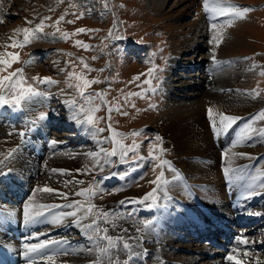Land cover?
Returning <instances> with one entry per match:
<instances>
[{
  "label": "rangeland",
  "instance_id": "rangeland-1",
  "mask_svg": "<svg viewBox=\"0 0 264 264\" xmlns=\"http://www.w3.org/2000/svg\"><path fill=\"white\" fill-rule=\"evenodd\" d=\"M225 1L226 0H223V3ZM228 1L232 2L234 6H240L241 10L244 7L253 10L248 12L244 18L237 19L232 16L221 18L222 16H214L213 14L206 13L203 7V0H0V19H2V22H0V53L19 54L18 62H12L10 67L5 69L3 65H0V78L8 76L10 73H14L17 70H22L16 79L22 77L24 87L31 85L38 93L42 91L45 95L44 96L42 93L37 95L38 99L42 98V105L37 110L31 108L33 109V112H35L33 115H30L31 120L33 119V121H20L17 123V128L16 126L14 127V132L12 134L14 135V140L17 141V146H19L20 142H23L24 147H30L31 142L28 137L32 138L33 136L25 135V140H23L19 139V133L23 130H28L27 126L31 124L32 126L37 125L38 130L39 128L46 127V124L42 123L44 118H40L42 115L49 116L52 123L53 121L59 122V119L65 121L70 118V110L73 108L70 105H67V101L75 98L78 105L82 103L81 98L77 95L76 88H69L67 86L66 81L68 80L69 73H75L74 78L69 81L73 85L83 83L82 80L75 78L76 76H83L88 80L97 79L100 83L92 84L86 89V92L93 94L104 93V99L108 102L107 105H101L99 99L94 101L93 106L101 105L100 110L94 113L97 118H103L99 120L97 124L98 127H107L109 122L107 119L108 106L115 107L118 104L121 111L127 112L128 114L122 115L120 112L113 111L111 113L112 128L121 133L127 134L137 132L140 133V135L135 137L129 136L123 141L125 145H132L133 141H135V144L138 146L135 153L130 152L128 157L125 158L119 156L112 157L110 158V162H103L101 160L103 170H100L99 167H93L95 162L84 163L82 166H79L78 170L87 174L85 177L77 179L84 181L83 184H79L80 189H82L83 186L90 185L96 187L98 197L102 201L111 200L113 197L119 196L126 191H134L137 193V196L133 194L124 201V204H126V202L127 204H130V208L133 201L143 200L146 194L152 193L155 189L156 203L154 202V204L152 200L149 202L153 205H158L161 202L159 210L160 207L163 206L162 203L164 204V202H168V204L172 205V211L176 210L174 213L178 211L179 214L184 215L186 212L195 211L200 214L197 202H201L204 205L207 204V201L202 197L201 192L194 188L195 186L200 188L206 187L205 185L207 182L197 181L200 177L195 179L198 183L192 179H189L187 181L188 183H186L185 180H181L180 183L184 184L185 187L192 192L186 189L189 193L187 196L184 198L176 196L173 201L171 200V196L175 193L172 189H163V184L159 182L155 184L152 183V181L157 179L161 170L164 171V177H166V171L169 169L167 165L163 166V169H161L159 166L160 161H169L172 168V157L175 155L173 144L164 139L161 127L157 125V121L163 113L167 114L168 111L175 107L178 102L185 100L188 94H192L195 91L199 93V95L192 98L189 97V99L185 100L192 103V100H194L195 97L201 98L204 94L206 96L207 92L215 91L213 89L215 84L210 82V78L213 74H210L208 69L203 72L204 66L209 63L208 60L204 59H207V57L211 55L210 50L213 49L211 44H209L208 48H205L201 53L195 56L196 62L192 67H189V70H178V73L171 74L170 62L173 55V47L175 46L173 44H176L179 40V37L176 36L177 39H174L173 36L179 35V33H184L185 31L187 32L189 27L193 26L194 23L196 24L201 17H206V20L208 21V24L206 25V31L208 34L205 35V37L208 36L209 38L203 39H206L208 43L215 44L212 42V38L215 34H219V40L221 38L222 40L224 39L226 44L220 42L221 45H225L223 51H226V57H229L228 60L231 59L234 61L232 62L233 65L235 64L234 66L239 67L241 70L247 69L248 66L252 64L256 66L253 67L250 75H242L237 78L235 84L236 90L231 92H226L225 90L223 93L226 92V94L232 95H242L245 93L246 96H252L264 100V75H261V72H264V0ZM224 5L232 4L224 3ZM65 13H67V15H65ZM73 13H75V15H73ZM183 13H186L188 16L180 17ZM80 14H83V18L77 19V16ZM61 15H65V22L56 24V21ZM45 17H50V19L44 20L46 25L43 29L44 34L40 35L37 39H33L31 43L24 47L11 46L13 41L18 43L23 40L22 33L17 35L19 37L22 36L21 39L19 37L17 39L14 38V36H16L14 35L16 29H24L26 27L34 28L35 25L39 24L41 19H44ZM26 19L32 21V23L26 24ZM217 20L219 21L216 22ZM67 21L75 22L67 23ZM184 23L187 24L186 27H183ZM214 24L218 25H216L215 29L213 28ZM57 28L59 31H57ZM77 29L92 31L70 35L68 39H64L61 35L62 33H76ZM110 31L112 33L111 36L109 35ZM76 41H82L84 44L90 45L91 47L88 50H85L82 47H77L75 46ZM93 57H95V59H93ZM4 58L8 60L11 59L8 55H5ZM79 58H83L89 68L93 70L88 71V69H85L80 63ZM27 59L32 60V62L30 60L28 61V63H30L29 65L27 64L28 66H26ZM232 63L230 62V64ZM153 65H155L157 69L154 73V78H151L150 84L144 83L149 77L141 74L148 73ZM164 68H166V70L164 71V74H162L161 69L163 70ZM199 68H202V70ZM190 70H192V73ZM221 70L222 69H219L218 71ZM200 72L202 74L198 76ZM184 74H197L194 77L195 80L193 86L181 89L178 88L176 89L175 95H169L166 88L167 85L165 84L166 91H163L164 81L167 78L168 84L178 86L181 83L179 80L182 79V75ZM136 76H140V79L133 81V78ZM214 76L216 75L214 74ZM45 77L51 78V80L57 81V83L46 84L39 82ZM138 85H141V87H138ZM5 87H7V82ZM149 88H155V92L149 91ZM140 92L144 94V98L132 96L127 100V103L125 102V97L128 93ZM248 93H258V95L253 96ZM4 94L10 101L12 100V96L9 93L5 92ZM207 95L209 94L207 93ZM48 96L49 98L45 99V97ZM26 100L27 99L23 100L20 105L29 108V101L27 103ZM150 105L154 107H150ZM179 105L180 104H178V107ZM5 106L13 107V104L10 102L9 104H5ZM68 108L70 112L67 110ZM73 109L75 110L73 114H76L78 110L75 108ZM53 110L56 112L54 115H52ZM4 111L6 112V110ZM29 112L31 113V111ZM52 123L50 124L48 122L49 125H53ZM2 126L5 130L7 129L6 131L13 129L11 123H8V120L6 119L2 123ZM71 127L72 128L69 127L70 132L76 131L75 126ZM110 135V132L105 131L104 133L99 134V138L103 143L105 141L103 138L109 137ZM3 136L4 135H2L0 139L3 138ZM8 136L11 137L9 133ZM157 136L161 138L159 141L156 140ZM260 144L264 145L263 142ZM83 145L90 146L88 143ZM112 147L113 145L107 141L103 143V148L105 149L111 150ZM49 148L50 147L42 148L44 156L48 153H55L54 150ZM259 154L264 155V152H259ZM152 156L157 157V159H152ZM13 158L17 160V156H12V159ZM262 160L264 162V159L261 158L256 165L258 164L261 166L260 164ZM201 161L204 162V160ZM38 163L39 162L37 161L36 164L38 165ZM9 165L10 166H5L3 164L0 167V174L3 175V172L7 171L8 168L13 167V164ZM25 165V167L22 168V174L28 173L29 170H33L37 167L31 161H27ZM39 165V168L36 170L37 177L48 175L49 178L51 177L52 181L57 180L56 183H61L60 178L58 176H53V172H51L54 169L53 166L47 168L45 167V162L40 163ZM262 167L264 169V164H262ZM56 170L59 169L57 168ZM13 172L15 174L12 173V175L17 177V179L14 178V176L8 179L9 185H14L13 191L7 187L8 182H4L3 184L0 183V193H3L2 196L0 194V204L2 206L9 205L7 208L0 205V209L5 208L8 210V213L16 212L15 214L20 215L22 219L25 220V208H23V206H21L22 208L17 207V203L21 204L30 199L32 193L27 191L23 193L21 190L18 194L19 189H23V191L25 190L28 182L21 180V176L18 175L16 171L13 170ZM134 172H138V175L132 177ZM223 172L224 170L218 171V173L221 174H223ZM107 177L112 178L114 183H109L107 185L105 180ZM31 180H36V177L31 178ZM70 180L71 179L67 181ZM225 180H227L225 181L227 183L228 179L226 178ZM222 181H224V179ZM100 187H102V189H100ZM227 189L228 187L226 190ZM231 191L232 190L230 189V192ZM227 192L226 194L231 195V193L229 194V192ZM68 193L71 197L69 198L70 200L77 201V198L70 194L72 193L70 192V189H68ZM191 196H195L196 199H190ZM163 199H166V201ZM177 199H179L178 202ZM70 200H68L67 203L72 202V200ZM173 202H176L178 204L177 207L179 208H177ZM233 203L234 202L231 201L230 204ZM183 204H186L187 207H183ZM259 204L260 203L253 202L251 205L252 208H248L252 213H258L257 211L264 209V206ZM126 206L127 205L124 207ZM208 209L211 212L213 208L208 207ZM65 210L71 211L72 209L63 208L59 211ZM243 210L247 209L244 208ZM47 212L48 211H44V220L47 219ZM132 214L133 212L131 213V210L126 213L127 216L134 218L138 224L145 223L147 225L146 232L150 229L149 225H151V222L153 225L156 220L163 221L162 219H165V215L161 216V214L160 217L162 219L159 216L149 219L148 216L146 217L144 214H141L140 216L134 214L135 216L133 217ZM244 221H246V223L242 222L240 226L250 230L246 234L248 240L253 243L252 245H257V243H260L258 240L264 235V222H259L260 219L249 221L246 219ZM165 223H168L167 220ZM66 224H68V227L49 231L42 237H32L29 234L28 236L20 235V237L22 239H24V237L26 238L25 243L38 244L43 243L42 241L49 237L67 234L68 236L77 237L71 239L72 243L70 245H74V242H79L80 244L87 243L83 235L78 233L77 227H69L72 225L70 222H67ZM47 225L49 226V224L44 223V225L38 226V229L48 227ZM154 228L155 226H153V229ZM215 231L218 230L216 229ZM150 233L151 231H148L147 234ZM218 233H222V230L218 231ZM218 233H216L217 238H221ZM8 234V237L12 236V238L17 239V236L15 237L14 235V231H10ZM239 236L240 234L236 233L234 239ZM69 238H63L61 241L63 240V242L67 243V239ZM223 240L227 241V239ZM193 243L194 245H206L211 251L218 250V247L210 246L211 244H208L209 241L207 240L194 241ZM61 245L66 246L64 243ZM230 245L235 246L236 243ZM232 250H235L233 255L243 261L244 256H241L242 254L240 253L238 254L234 248H226L225 252L227 253L221 257L214 253V255L209 257L210 261L212 262L213 260V264H217L218 261L220 262L223 258L228 257V254ZM259 251L262 256L259 255L264 257V246H262ZM181 253L185 256L189 255L187 251L181 250ZM249 253H251L252 257L256 256L251 251H249ZM184 257V261L187 264H191L187 256ZM205 257H203L204 259H201L203 262L200 261L196 264L205 262L207 264L209 260L205 259ZM156 259L157 258L151 259V262L157 264ZM243 263L256 264L253 262L249 263L247 260L246 262L243 261Z\"/></svg>",
  "mask_w": 264,
  "mask_h": 264
},
{
  "label": "bare ground",
  "instance_id": "bare-ground-1",
  "mask_svg": "<svg viewBox=\"0 0 264 264\" xmlns=\"http://www.w3.org/2000/svg\"><path fill=\"white\" fill-rule=\"evenodd\" d=\"M224 3H231L234 5L228 0ZM186 15V13H183L180 17ZM223 17L225 18V16L221 18ZM207 24L208 21L206 17H201L196 24L194 23L193 26L189 27L187 32L185 31L184 33L173 36L174 39L179 37V40L177 43L175 42L176 44H173L175 46L173 47V55L170 62L171 74L178 73V70H189V67H192L196 62L195 56L201 53L205 48H208L209 44H211L213 47V49L210 50L211 55H209L207 59H204L208 60L209 63L202 68L203 72L208 69L210 74H213L210 78L211 81L210 79L209 81L215 84L213 89L217 92L209 91L207 92L209 95L206 93V96L204 94L201 98L195 97L192 103L185 100L189 99V97L192 98L199 95V93L196 91L192 94L190 93L186 96L187 98L185 100L178 102L167 114L163 113L157 121V125L161 127L164 139L173 144V149L175 151V155L172 157V169L175 171L169 169L166 171L165 179L167 183L162 185L163 189L173 190L175 194L171 196L172 201L176 196L184 198L189 194L188 191H192L187 189L180 181L185 180L186 183H188L187 181L189 179L196 181L195 179L200 177L197 181L207 182L205 185L206 187L200 188L195 186L194 188L201 192L207 204L204 205L201 202H197L200 214L193 211L181 215L178 211L174 213L176 210L172 211V205L168 204V202L162 203L163 206H161L159 210L161 202L158 205H153L149 202L151 199L146 200L143 204L138 200H132L133 202L130 208V204H127V202L124 204V201L133 194L137 196V193L134 191H126L106 201H102L97 194L92 202L99 208L112 213L113 215H111L109 219L116 220L119 225L116 229L110 228L109 234L113 236L122 235L125 239H129L132 245L130 256L123 248L120 249L119 258L121 264H124V261H128V264H153L151 262L153 258H157V264H187L183 259L185 255H182L181 250L188 252L189 255L186 256L191 264L199 263L205 256V259L209 260L207 264H213L214 261L211 259V262L209 257L214 255V253L222 254L224 250L211 251L208 249V246L202 244L194 245L193 242L200 241V237L202 236L208 238L207 231H212L216 228L217 230H222L220 236L227 239V241L220 238L214 245L210 240V246L220 247L221 244L222 246H226L230 241H233L234 244L236 243L234 248L238 254L240 253L242 254L241 256H244V252L248 253L247 256H244L243 261L246 262L247 260L249 263L253 262L257 264V260H259L260 264H264V257H261L262 255L259 251L260 248L264 246V235L258 240L260 243L252 245L253 243L248 240V236L246 235L250 230L240 226L242 222L246 223V221H244L246 219H248V221L260 219L259 222H264V209L257 211L259 215H256L248 208H252L251 205L253 202L260 203L259 205L264 206L263 160L261 161V166L258 164L256 165L258 160H261V158L264 159V155L259 154V152H264V145L260 144L261 142L264 143V121L258 118L260 111L264 110V100L246 96L245 93H241L242 95L226 94V92L236 90L235 84L238 77L251 74L254 64L249 65L245 70L243 69L244 71L234 66L235 64L233 65L232 63L234 61L231 59L228 60L229 57H226V51H223L226 45L224 39L222 40L220 37L221 39L219 42L214 40V37L219 34H215L212 38V42L215 44L208 43L206 39H203L209 38L208 36L205 37V35L208 34L206 31ZM186 26L187 24L184 23L183 27ZM18 37L17 35L14 36L15 39ZM19 38L21 39L22 36ZM220 42L225 45H221ZM213 56L215 59H213ZM29 60L27 59L26 66L30 64L28 63ZM30 61L32 62V60ZM230 62L232 64H230ZM202 68L199 69L202 70ZM219 69L222 70L218 71ZM165 70L166 68L162 70V74H164ZM190 72L192 73V70H190ZM200 74L202 73L200 72L198 76H200ZM214 74L216 76H214ZM196 75L197 74L182 75V79L179 80L181 83L178 86L168 84L167 78L164 81L163 91H166V84L168 94L175 95L176 89L193 86L194 77ZM225 90L226 92L223 93ZM40 93H42V91ZM37 97V95H33L26 100L27 103L29 101V108L20 105L14 110V105L13 107L5 105L4 107L0 105V137L4 135L3 138L0 139V167L3 164L5 166L13 164L12 168L6 167L8 170L3 172V175L0 174V183L3 184L4 182H8L7 187L13 191L14 185L10 186L8 179L14 176L12 175L14 170L21 176V180L28 182L24 191L23 189H17L18 194L21 190L23 193H25V191L32 193L30 199L21 204L17 203V207L22 208L21 206H23V208H25L24 206L26 205L42 204L59 205L60 207L51 210L44 209L43 211H48L46 220H44L43 215L32 223H26L20 215L15 214L16 212L8 213V210L5 208L9 207V205L2 206L0 204L2 207H5L0 209V264H93V261L97 260L98 257L99 249L97 245L103 246L104 242L95 238L90 239V233L84 231L81 225L76 223L75 217L62 218V222L59 223H51V221L56 219L60 213L69 212L67 210L59 211L65 208L62 206L71 198L68 195V189L72 192L70 194L77 198V201L85 202L84 197L74 195L76 191L80 190L79 184L68 183L66 186L65 182L69 179H71L70 181H74L87 175L80 170L79 172L77 171L79 166H82L84 163L95 162L88 154L100 152L105 141L102 143L99 135H94L90 126L87 123L81 122L84 119L83 114H79L77 111L76 114H73L75 110L72 108L68 120L61 121L59 119V122L53 121L52 123L49 116H44L45 118L42 120V123L46 124V127L39 128L38 130L37 125H28V130H23L22 132L24 135H20L19 139L25 140V135H32V138L28 137L31 142L30 147H24L23 142H20L19 146H17V141L14 140V135L12 134L14 132V127L16 126L17 128V123L20 121L26 122L31 120L30 115L35 113L33 109L37 110L42 105V98L38 99ZM47 98H49V96L45 97V99ZM178 104H180L179 107ZM67 105L69 104L67 103ZM210 108L213 110L214 118L217 120V127L215 130L208 116V109ZM4 110H6V112ZM67 110L69 111V108ZM29 111H31V113ZM54 113L56 112L53 110L52 115H54ZM220 113L235 116L238 119L225 131L219 124ZM5 119L8 120V123H11L13 129L6 131L7 129L5 130L3 128L2 123ZM31 121H33V119ZM48 122L53 125H49ZM71 126H75L76 131L70 132L69 127L72 128ZM96 127H98V125H96ZM8 133L11 137L8 136ZM52 141H56V143L53 144ZM86 143L90 144V146L83 145ZM48 147L54 150L55 153H48L44 156L42 148ZM9 153H11V155H9ZM12 156H17V160H15V158L12 159ZM100 159L104 162L103 156H101ZM201 160H204V162ZM27 161H31L37 167L33 170H29L28 173L22 174V168L26 166L25 164ZM37 161L39 162L38 165L36 164ZM43 162H45V167L47 168L53 166L55 170L58 168L59 170H64L68 174L61 175L58 172L51 171L53 172V176H58L60 178L61 183H56L57 180L52 181L51 177L49 178L48 175L37 177L36 170L39 168V164ZM225 168L235 171H230L228 176L225 175V172H223V174L218 173V171L224 170ZM137 175L138 172H134L132 177ZM33 177H36V180H31ZM14 178L17 179L15 176ZM226 178L228 179L227 183L225 182L227 181L225 180ZM223 179L224 181H222ZM105 180L107 185L109 183H114L112 178L107 177ZM197 181L196 183H198ZM90 186H83L82 189H88ZM44 187H51L54 190H58L60 193L66 194L68 199L65 200L63 197L54 193H44L40 191V189ZM92 187L94 191L97 190L96 187ZM227 187L232 191L230 192V189L226 190ZM100 189H102V187H100ZM227 191L229 194L231 193V195L226 194ZM250 193L252 194L249 195ZM0 194L1 196L3 195V193ZM191 198L196 199L195 196H191L190 199ZM163 200L166 201V199ZM178 200L179 199H177V202ZM73 201L74 200H72V202ZM231 201L234 202V205L230 204ZM173 203L177 207L178 204L176 202ZM123 204L124 206L127 205V208L124 207ZM183 207H187L186 204H183ZM208 207L213 208L211 212ZM244 208L247 210H243ZM31 209L30 211L37 210L36 208ZM130 210L131 213L133 212V217L135 216L134 214L138 216L144 214L150 219L157 216L160 217V214L161 216L165 215V219L168 223H165L166 220L160 217L163 221L156 220L153 225L151 222V225H149L150 229L146 232L145 223L138 224L134 218L126 215ZM71 211H73V209ZM67 222L72 223L69 227H77L78 233L83 235L87 243L80 244L79 242H74V245H70L72 243L71 239L77 237L68 236L67 234L56 235L42 242L53 240L61 241L63 238H70L67 239V243L62 240L60 244H50L47 248L31 254L29 257L24 255L25 244H32L25 243L26 238L24 237V239H22L20 235L28 236L29 234L32 237H42L49 231L68 227V224H66ZM90 222L91 218L82 221L84 224ZM44 223L49 224V226L47 225L48 227L38 229V226L44 225ZM153 226H155L154 229ZM121 229H126L127 231L122 232ZM10 231L15 232L14 235L15 237L17 236V239L12 238V236H7ZM148 231H151V233L147 234ZM236 233H239L240 236L234 239ZM239 238H246L249 243L247 245H241L238 243ZM204 241H206V239ZM63 243L66 244V246H62L61 244ZM249 251L256 256L252 257ZM233 253L234 251L232 250L230 254L233 255ZM49 256L53 257L51 261L48 260ZM101 260L102 264H108V258L106 256L101 257ZM201 264H206V262ZM217 264H234V262L229 261L226 257L220 262L218 261Z\"/></svg>",
  "mask_w": 264,
  "mask_h": 264
},
{
  "label": "snow or ice",
  "instance_id": "snow-or-ice-1",
  "mask_svg": "<svg viewBox=\"0 0 264 264\" xmlns=\"http://www.w3.org/2000/svg\"><path fill=\"white\" fill-rule=\"evenodd\" d=\"M203 7L206 13L213 14L214 16H232L237 19L244 18L245 15L252 11L253 9L244 7L241 10L240 6H234V5H224L222 3V0H203ZM67 15V13H65ZM65 15H61L59 19L56 21V24H59L61 22H65ZM75 15V13H73ZM83 18V14H80L77 16V19ZM45 19H50V17H45L44 19H41L39 24H36L34 28H24V29H16L14 35H20L22 33L23 35V40L20 42L13 41V44L11 45L12 47H24L27 44L31 43L33 39L39 38L40 35L44 34L43 29L46 26L44 23ZM0 22H2V19H0ZM75 21H67V23H74ZM26 24H31L32 21H28L27 19L25 20ZM230 23V22H229ZM213 28H216V25H213ZM57 31L59 29L57 28ZM87 31H92V30H86V29H77L76 33H62V37L64 39H68L70 35H75V34H80V33H85ZM109 35L111 36L112 33L110 31ZM214 40L219 42V36L214 37ZM75 46L77 47H82L85 50L90 49V45L84 44L82 41H76ZM8 55L11 57L10 60L5 59L4 56ZM80 63L83 65L85 69H88V71H92L93 69L89 68L87 63L83 60V58H79ZM95 59V57H93ZM213 59L215 57L213 56ZM19 60V54H3L0 53V65H3L4 68H8L11 66L12 62H18ZM256 67V66H254ZM22 70H17L14 73H10L8 76H4L0 78V105H5L9 104L10 102L14 106H19L21 102L25 99H28L30 96L33 95H40L41 93H38L31 85H28L27 87L23 86V78L21 77L20 79H16V77L20 74ZM96 71H102V70H96ZM157 71L156 66L153 65L151 69H149L148 73L146 74H141V75H146L149 77L148 80L144 81V83H151V78H154V73ZM162 71V69H161ZM261 75H264V72H261ZM75 76V73H69L68 75V80L66 81L67 86L69 88H76L77 95L81 98L82 103L79 105L77 104V100L75 98L69 99L67 103L78 110L79 114H83L84 119L81 121L82 123H87L93 134L94 135H99L104 133L105 131H108L111 133L109 137H104L103 140L111 143L113 147L111 150L105 149L101 147L100 152L98 153H89L88 155L93 158L95 161L93 167H99L100 170H103V164L101 163V156H103L105 162H110V158L112 157H121L125 158L128 157L129 153H135L137 150V145L135 144V141H133L132 145H125L123 141L127 139L129 136L135 137L140 135V133L133 132V133H121L112 128L111 125V113L113 111L120 112L122 115H127V112L121 111L120 106L117 104L115 107L108 106V125L106 128H100L96 127L100 119L103 118H97L94 113L100 110L101 105H107V101L104 99L105 94L104 93H87L86 89L90 87L92 84L95 83H100L99 80L93 79V80H88L84 78L83 76H76L75 78L80 79L83 81V83H77L73 85L69 81H71ZM34 79H39V78H34ZM140 76H136L133 78V81L139 80ZM7 82V87H5V84ZM39 82L41 83H46V84H56L57 81L51 80V78L45 77L43 80H40ZM138 87H141V85H138ZM149 91L155 92V88H149ZM63 91V90H62ZM5 92L9 93L12 96V100L10 101L6 95L4 94ZM249 95H258V93H248ZM132 96H139L140 98H144V94L142 92L140 93H128L127 96L125 97V102L127 103V100L132 97ZM96 99H99L101 101V105H94V101ZM134 107V105H133ZM150 107H154L150 105ZM208 116L209 119L212 121V126L213 129L217 127V120L214 118L213 115V110L210 108L208 109ZM41 119L45 118L43 115L40 117ZM258 118L260 120H264V110H261L260 113L258 114ZM237 117L235 116H230L226 115L223 113L219 114V124L223 127V130L229 129L236 121ZM19 135L23 136L24 133L21 132ZM161 138L159 136L156 137V140L159 141ZM53 144L56 143V141H52ZM11 155V153H9ZM151 155V154H150ZM152 159H157V157L152 156ZM167 165L169 170L175 171L174 169L171 168V164L167 160H162L160 161L159 166L161 169H163V166ZM53 172H58L61 175H67L68 173L65 172L64 170H52ZM79 172V170H77ZM230 171H235V170H230L228 168L224 169L225 175L228 176ZM162 183L166 184L167 180L164 177V171L161 170L159 173V176L157 177L156 180L152 181V183ZM68 183H75V184H83L84 181L82 180H74V181H66L65 184L67 186ZM40 191L44 193H54L56 195H59L63 197L65 200L68 199V196L64 193H60L58 190H54L51 187H44L43 189H40ZM74 195L79 196V197H84L85 202L81 201H73L69 202L62 207L65 208H70L73 209V211L69 212H62L59 214V216L51 221V223H59L62 222V218L65 217H75L76 218V223L80 224L81 227L83 228L84 231L90 233L89 238H95L100 241H103L104 244L103 246L97 245L99 252H98V257L97 260L93 261V264H102L101 257H107L108 258V264H121L120 258H119V253L120 249L123 248V250L131 255V249L132 245L130 243L129 239H125L124 236L122 235H117L113 236L109 234L110 228L116 229L119 227L118 223L116 220H110L109 217L113 215L112 213H109L105 211L102 208H99L97 205H95L92 201L97 195V192L93 190V187L90 186L88 189H80L74 193ZM152 200L153 203L155 202V189L152 193H148L145 195L143 200L139 201L143 203L146 200ZM123 203V202H122ZM151 206V205H150ZM60 207L59 205H26L24 209V218L26 223H32L34 222L38 217L43 216L44 209L51 210L53 208ZM31 208H36V211H30ZM256 215H259V213H255ZM91 218L90 223H82L84 220H88ZM119 219V218H117ZM103 225V226H102ZM147 227V225H145ZM122 232H126V229H121ZM61 241H45L43 243H38V244H25V252L24 255L26 257H29L31 254L37 253L41 249L47 248L50 244L55 245V244H60ZM238 243L241 245H247L249 241L246 238H239ZM235 251V250H234ZM244 256H247L248 253L244 252ZM53 257L49 256L48 260L51 261ZM229 261H233L234 264H243V261L241 259H238L237 256L235 255H229L227 257ZM124 264H128V261H124ZM257 264H260L259 260H257Z\"/></svg>",
  "mask_w": 264,
  "mask_h": 264
}]
</instances>
